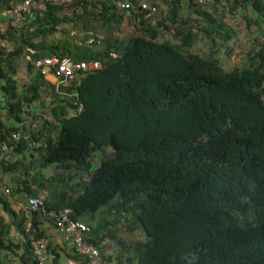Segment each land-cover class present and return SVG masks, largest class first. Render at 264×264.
Instances as JSON below:
<instances>
[{"label":"trees","instance_id":"1","mask_svg":"<svg viewBox=\"0 0 264 264\" xmlns=\"http://www.w3.org/2000/svg\"><path fill=\"white\" fill-rule=\"evenodd\" d=\"M118 1L45 3L9 26L5 41L12 49L0 46V79L13 123L0 120V132L5 139L10 132L29 136L3 159L2 176L17 172L16 190L41 197L46 211L69 208L73 220L90 226L86 238L110 264L106 243L127 251V262L116 264H264V43L246 54L243 66L225 70L214 54L184 48L197 32L189 16L177 23V14L206 5L168 0L177 43L160 41V22H137L130 10L140 33L124 45L108 37L96 45L93 24H118L126 12ZM234 3L264 21V0ZM69 5L83 10L72 19L61 14ZM203 13L202 31L215 42L224 23ZM78 20L82 37L62 26ZM51 56L98 60L102 67L57 87L34 64ZM19 57L34 70L22 94L13 77ZM43 94L49 102L41 116L34 103ZM0 202L7 207L2 195ZM43 217L54 224L41 210L16 221L22 264H36L29 238L43 237ZM126 233L134 240L126 243Z\"/></svg>","mask_w":264,"mask_h":264},{"label":"rangeland","instance_id":"2","mask_svg":"<svg viewBox=\"0 0 264 264\" xmlns=\"http://www.w3.org/2000/svg\"><path fill=\"white\" fill-rule=\"evenodd\" d=\"M155 1L158 4V13L155 22H160L159 26H161L158 39L160 41L170 40L171 42L177 43L178 41L174 37L175 25L170 21V3L168 0ZM82 10L83 8L81 5H69L64 7L61 14H66L74 19L72 12H82ZM88 10H92L91 5L88 6ZM119 11L120 10L116 7V12L118 14H120ZM203 12L211 13L214 17L224 23V28L221 34L222 36H215V42H212L208 37H205L202 31L203 21L205 20ZM121 15L123 16L124 13L121 12ZM177 16V23H179L182 18L186 19V17H190L192 20L191 26H193V29H191L197 32L191 46L184 47L185 50L196 52L203 56H206L208 53L214 54L225 70H229L234 66H243L246 63V54L261 45V43H264V21L261 19L255 20L256 14L250 9V7L239 3L236 4L234 3V0H222V2L206 5L204 7L183 6ZM78 22L79 23L76 24V27H74L73 22L64 23L62 26L71 30L72 34H77L82 37L85 33L79 31V29L82 28V23L79 20ZM93 25L96 27V32L95 34L93 33L96 45H101L105 37L111 39L120 38L123 40V45L127 43L126 38L128 37V34H130L128 32V25L121 26L119 23H113V20H108L104 23L98 21ZM163 25H167L168 28H165ZM188 25L190 26V21L188 22ZM225 31L228 36H225ZM132 33H136L134 29L132 30ZM137 33L140 32L138 31ZM0 46L7 51L12 49L10 42H5L3 45L0 44ZM15 69L16 71L13 77L16 80L17 92L22 94L25 86L31 82L34 70L29 71L27 69L25 57H19L15 60ZM39 101L40 102L34 103L35 107L40 108L35 114L42 116L45 112L44 108L49 102L48 94H43ZM124 223L123 220L117 221V225H123Z\"/></svg>","mask_w":264,"mask_h":264},{"label":"built area","instance_id":"3","mask_svg":"<svg viewBox=\"0 0 264 264\" xmlns=\"http://www.w3.org/2000/svg\"><path fill=\"white\" fill-rule=\"evenodd\" d=\"M76 0H19L9 6L0 5V18L2 15L8 17V24L12 27H18L24 20L33 17L36 8L41 7L45 3L51 5L70 4ZM182 4L207 5L216 0H181ZM119 7L122 10L135 13L137 22L148 20L155 22L158 13V7L152 0H119ZM3 45V44H2ZM28 58V56H27ZM36 68L47 78H54L53 84L57 87L64 84L72 76L80 71H92L102 67L98 60L93 61H75L69 56L62 58L58 56L44 57L34 62ZM27 132H10L5 138H2L0 132V164L4 158L9 155L21 138H28ZM36 144V142H35ZM0 187L5 193H9L10 189L2 184V174L0 170ZM29 210H41L45 215L54 220V226L60 232L69 236L68 242L73 250L80 255L85 264H110L101 254L99 248L86 238L90 232V226L83 222L73 220L70 216V209L63 208L58 211H46L41 197H28ZM25 230L30 233L31 223L28 221ZM29 246L35 257L36 264H47L49 251L47 240L44 237H35L30 235ZM15 264H22L18 258H15Z\"/></svg>","mask_w":264,"mask_h":264},{"label":"crops","instance_id":"4","mask_svg":"<svg viewBox=\"0 0 264 264\" xmlns=\"http://www.w3.org/2000/svg\"><path fill=\"white\" fill-rule=\"evenodd\" d=\"M15 0H8V4H13ZM124 15L121 18L119 24L122 26L128 25V36L133 35L132 30L138 32V27L134 23L133 19H130L132 16L130 11H123ZM130 25V26H129ZM9 30L8 17L2 15L0 18V44L5 43V38H7V32ZM135 33V34H136ZM48 80L54 82V78L49 76ZM3 80L0 79V120L5 124V126H11L13 123L12 115L7 114L6 103L4 93H2L1 86ZM15 125V124H14ZM17 172H8L2 176V184L9 188V193H4L3 188L0 187V195L4 198L7 203V207H3V204L0 202V264H15L16 254H21L23 251L22 236L17 230L16 221L20 216L28 214L29 205L28 197L26 193L21 190H16L17 185L15 181V175ZM20 189V188H19ZM8 209L14 211L17 216L15 217ZM38 230L42 233V236L47 240L48 244V261L47 264H85L84 259L78 255L73 248L70 246L68 239L69 236L60 232L56 229L53 224V221L48 218H41L39 220ZM125 242H131L133 236L130 234H123ZM143 235L141 232H137L136 238H142ZM12 243L10 247L9 244ZM17 244V246L15 245ZM15 245V246H14ZM105 250L108 254L113 255L112 263L121 259L123 262H127V251L119 250L118 246L112 243V248H110L109 243H106ZM118 254L117 256H114ZM131 264H134L131 262Z\"/></svg>","mask_w":264,"mask_h":264}]
</instances>
